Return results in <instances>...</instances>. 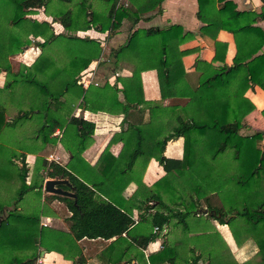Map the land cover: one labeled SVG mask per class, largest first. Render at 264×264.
I'll list each match as a JSON object with an SVG mask.
<instances>
[{
	"label": "trees",
	"instance_id": "16d2710c",
	"mask_svg": "<svg viewBox=\"0 0 264 264\" xmlns=\"http://www.w3.org/2000/svg\"><path fill=\"white\" fill-rule=\"evenodd\" d=\"M91 2L94 8H90ZM160 2L0 0V70L5 72L0 92L7 90L16 108L8 116L0 100V140L10 142L13 129L33 124L32 133L27 132L30 135L19 140L18 151H10L0 142V264H33L39 246L59 251L72 259V264H86L76 244L83 236H114L89 259V264L118 263L140 254L139 248L159 233L164 236L169 226L179 225L181 233H185L188 217L197 216L203 209L201 197L212 191L219 196L223 208L207 204L206 210L214 212L207 214L228 225L236 245L252 244V255L238 262L218 244L201 245L203 254L191 246L180 250L183 241L178 237L170 243L163 240L155 258L150 257L151 264H264V142L260 143L264 131L240 130L244 115L255 107L245 91L254 86L264 91V51L259 49L264 30L253 24L264 18V0L258 12L236 9L233 0H197L196 17L217 18L220 28L232 34L235 44L231 63L201 82L190 83L186 78L189 74L181 62L186 49L176 47L191 32L175 23L162 28L136 27L125 43L110 49L104 60L120 62L130 70L128 76H116L121 87L105 80L100 86L85 88L77 81L78 73L99 56L101 45L95 37L71 31L93 28L109 34L123 18L132 22L149 18L150 14H141L155 7L160 10ZM50 5L54 9L50 10ZM83 5L87 7L82 8ZM38 8L48 10L51 20L29 16ZM51 21H58L66 32H55ZM31 36L42 38L39 53L30 64L21 63L13 70L8 55L29 44ZM213 47V56L222 60L225 42L214 39ZM194 67L198 70L197 63ZM148 68L156 71L161 99L176 95L187 96V101L180 105L144 99L140 72ZM119 91L122 100L118 98ZM75 106L123 114L122 126L110 135L92 164L81 152L91 142L94 122L81 114L74 115ZM260 112L264 118V107ZM55 129L60 135L54 133ZM178 136L182 137L181 155H165L166 141ZM57 141L80 168L73 172L54 160L44 159L46 166L37 175V185L26 183L25 152H37ZM115 141L122 144L112 153L109 144ZM150 157L157 160L164 173L145 185L141 173ZM43 176L67 178L69 186H61L74 193L44 195L46 200L63 201L70 211L65 217L68 230L62 238L67 240V247L40 238L46 232L60 233L42 225L38 213L22 212L17 207L28 189L36 186L37 192L41 191ZM130 182L135 184L130 195L139 196L135 205L141 209L137 223L130 208L120 202V195ZM10 186L13 194L5 192ZM176 201L179 205L170 206ZM154 225L158 230H153ZM146 227L149 229L144 232ZM121 234L129 238L125 248L119 246L120 238H125ZM191 238L199 239V235ZM14 244L26 251L7 254L4 248ZM72 246L76 247L74 252H70ZM126 252L128 257L124 258Z\"/></svg>",
	"mask_w": 264,
	"mask_h": 264
},
{
	"label": "crops",
	"instance_id": "0c3cea01",
	"mask_svg": "<svg viewBox=\"0 0 264 264\" xmlns=\"http://www.w3.org/2000/svg\"><path fill=\"white\" fill-rule=\"evenodd\" d=\"M233 2L235 4L236 9L239 10L249 9L258 12L262 8L261 0H233ZM196 9L197 0H161L160 10L157 11L155 7L141 14L142 16L150 14L149 18H138L135 22H132L128 18H123L121 20L120 25L109 34H107V31H97L93 28L78 30L77 32H74L77 35H87L90 37H95L100 41L101 52L99 56L92 59L87 66L91 67L93 65H96L97 75H95V77L96 79H98L97 86L102 85V83L105 81V78H108L109 83H112L117 87H121V83L116 79V76L130 75V70L128 68L121 65L120 62H116L114 66H116L117 69L114 70L113 76H110L111 73H109V71H113V69L108 66L106 62L102 61H105L104 59L107 58V53L110 51L111 48L118 47L120 44L125 43L131 31L136 27L146 28L149 26H155L158 28H162L175 23L179 24L182 27L183 31L191 32L190 37L182 40L176 47V49H186V51L181 55V62L183 65V69L189 74L186 78H188V81L190 83H193V81H196L197 83L201 82L207 76L213 74L214 72L220 71L225 65L230 64L235 51V44L233 42L232 34L228 30L220 28V21L217 18L211 16H202L200 18L196 17ZM53 23L54 21H51L52 26ZM253 24L259 26L264 30V18L257 19ZM59 27V29L53 28V30L55 32H66V29L60 23ZM214 39H218L220 41L225 42V51L222 60L217 59L213 56ZM40 41H42V38L40 36H31V42L29 43V46L25 45L21 50L9 54L7 59L11 68L14 70L21 63L30 64V62L36 57V55L40 51L38 45ZM259 49L261 51H264V41ZM28 50H33L34 52V57L31 61L26 60V58H28ZM196 63L198 64V70H195L194 67ZM4 78L5 72L4 70H0V87L2 86ZM140 81L142 88V96L146 100H161V102L164 104L182 105L188 99L187 96L176 95L168 96L161 99L156 77V71L154 68L142 70L140 72ZM245 94L253 101L255 107L244 115L245 119H247V124L244 123L245 121L243 120V126L246 130L243 131V126L240 130L242 132H252L256 128L255 125H253L252 123L254 121L253 118H256V112H259V110L264 107V91L258 88L257 86H254V88L252 89H247L245 91ZM261 94H263V97H260ZM0 95V100L2 101V103H4L6 113H8V109H16L7 96V90H3L2 92H0ZM254 97L256 98V101L253 99ZM118 98L122 100V95L120 91L118 94ZM257 104L259 106H257ZM73 114H81L83 118L92 120L94 122L93 133L91 135V142L81 152V155L84 157V159L88 163L92 164L97 159L101 149L106 145L110 135L113 132L119 130L122 126L121 119L123 114L120 112H109L102 109L90 110L86 108H81L79 106L74 107ZM7 115L11 116L12 114L9 113ZM146 117L147 115L145 112L143 118L146 119ZM257 121L260 122L259 130L264 131L263 118H257ZM154 123L155 114L154 117H152L151 125L154 126ZM58 132L59 130L55 129L54 133L57 134ZM121 144V141L111 142L109 144L110 151L112 153H116L121 147ZM20 145L21 143H19V146ZM19 146L16 149L19 150ZM44 147L46 149L50 147V152L48 153V155L51 154L54 158L51 160H54L64 165L66 168L70 169L73 172L80 168V166L73 159L69 158L68 153L60 142L57 141L53 144H46V146ZM181 151V136L168 139L163 149V153L165 155L174 157H179L181 155ZM39 153L40 152H38L37 154L39 155ZM37 154L27 151L24 155V160L27 166L25 181L26 183L32 182L34 183V185H37L39 179V177L37 178V176H35L36 172L34 170L37 166V163H35L36 156H38ZM14 160L15 162L19 163L18 158H14ZM42 172L44 171L38 170L37 175H41ZM163 173L164 171L161 165L157 162V160L154 157H150L146 162L141 176L143 177V180H146L145 178H147L149 179V182H151L161 176ZM46 178H48V176H43L41 182L42 186L43 181ZM134 186L135 184L133 182H130L126 186V188L121 193L122 195H120V202H123V204H125V207L130 208L134 223H137L141 209L134 205L135 201L139 199L138 196L130 195ZM46 193L52 192L45 191L43 187H41L40 192H37V187L34 186V188L28 189L23 194V197L19 200L18 203L21 202L20 204L24 208L26 207L29 212L38 213L39 222L42 225H45L49 227V229H53L55 231L59 230L58 232L60 234L55 232L54 235H52L49 232H46L44 235L40 236V238L50 242V244L67 247V240L63 241L62 238L64 237L63 232L68 230L65 217L70 214V211L67 209L66 205L61 200H58L56 198L51 200L44 199V195ZM201 199L203 201V205H201L202 208H206L207 204H209L210 206L223 208L221 200L215 191L209 192L208 194L202 196ZM9 207L10 206H8V208ZM152 209H155V206ZM196 215L197 216L188 217V227L185 233H181L179 229V237L187 239V242H183L186 247L191 246L195 249L194 246L200 247L203 244L204 246L209 247L218 244L219 247H221V250H228L232 254L233 258L238 262L244 261L252 255L255 250V247L250 243H245L241 246L236 245L231 231L226 223L219 222L217 219H215V217L209 216L207 213H203L202 211H198ZM207 215L208 217H206ZM199 219H201L202 221L206 220L208 222V226L205 230L206 235L201 236V240L196 238L192 239V235L201 234V232L197 231V227L191 228L190 226L194 221H197ZM171 228H173V226H169L167 228L168 231L164 236L159 233L152 240L148 241L144 247L139 248L140 254L136 255L135 257L131 256L127 259L125 258L128 257V253L126 252V254L124 255L125 259H122L121 261L115 264H141L142 262L144 264H151L150 257L152 256L153 259L155 258V251L161 248V242H163L164 240L166 243H170L171 240L177 238L178 233L176 236H173ZM121 235L124 236V234ZM113 239L114 236L110 238L83 236L80 239L76 240V244L77 247L80 248L83 256L85 257L86 264H89V259H92V256L99 249H101ZM128 241V237H121L119 240L120 248H125L128 245ZM31 247L32 245L29 244L27 248L30 250ZM21 249L24 252L26 251L25 247H21L19 244H14L11 246L8 245L6 249L4 248L7 254H10L11 252H20ZM38 249L39 253L35 258L33 264H72V259L64 257L59 251L55 249L44 250L42 246H39ZM75 250L76 247L74 249V247L72 246L70 252H74ZM195 251L197 252L196 249ZM1 260L2 258L0 255V262ZM153 262H155V260Z\"/></svg>",
	"mask_w": 264,
	"mask_h": 264
},
{
	"label": "rangeland",
	"instance_id": "374dc122",
	"mask_svg": "<svg viewBox=\"0 0 264 264\" xmlns=\"http://www.w3.org/2000/svg\"><path fill=\"white\" fill-rule=\"evenodd\" d=\"M52 2V1H51ZM82 8H86L87 7V5H83V6H81ZM95 7V4L93 3V2H91V5H90V8H94ZM49 9L51 10V9H54V5H50L49 6ZM29 16H31V17H38V18H44V19H47V20H51V15H50V13H49V11L47 10V11H45V10H43V9H41V8H38V9H36V10H34V12H31V13H29ZM78 25H81V24H78ZM53 28L54 29H59L60 27H59V23H58V21H54V23H53ZM78 30H82V29H75L74 31H71V32H77ZM28 46H29V44H27ZM34 50H36V49H34ZM27 57L28 58H26V60L27 61H31L32 59H33V57H34V52H33V50H28V52H27ZM102 62H106V64L108 65V66H110L112 69H113V71H109V73H111L110 74V76H113V72H114V70H116L117 69V67L116 66H114L115 64H114V62L113 61H111V60H109V61H102ZM94 66V65H93ZM92 67V66H91ZM78 75H79V73H78ZM97 75V74H96ZM108 76H109V74H108ZM98 80V79H97ZM105 80L106 81H108V78H105ZM260 97H263V94H261L260 95ZM255 101H256V98L254 97L253 98ZM257 106H259L258 104H257ZM74 110V109H73ZM14 111H15V109H8V113L7 114H9V113H11V114H13L14 113ZM256 114H257V117L255 118H253V125H255V129L254 130H256V129H260V122H258L257 121V118H259L260 119V117H261V119L263 118V116L261 115V112H260V110H259V112H256ZM243 120L245 121L244 123H246L247 124V119H245V116L243 117ZM251 120H252V118H251ZM263 120H264V118H263ZM250 125H252V124H250ZM243 128H244V126H243ZM32 129H33V124L31 123V124H29V123H27L26 125H24V127H22V128H18V129H13L12 131L13 132H11L10 133V136H11V140H10V142H6L5 140H3V139H1L0 140V142L1 143H3L4 145H6L7 146V148L8 149H10V151H18V149H16L18 146H19V140L20 139H22V137L23 136H25V135H27V134H29V133H32L31 131H32ZM246 129L244 128L243 129V131H245ZM27 132H29V133H27ZM30 135V134H29ZM56 135H60V131L56 134ZM264 142V136H263V138L261 139V141H260V143H263ZM46 146V145H45ZM10 147V148H9ZM50 148V147H49ZM46 149L44 146L41 148V149H39L37 152H33V153H38V152H40V153H42V154H40L39 153V155L38 156H36V160H35V163H37L36 165V168L34 169L35 170V172H38V170H40V171H44V169H45V163L43 164V160L44 159H46V160H49L48 159V157H47V155H48V153L50 152V149ZM47 157V158H46ZM42 169V170H41ZM143 172V171H142ZM43 173V172H42ZM141 175H142V173H141ZM35 176H37V174L35 173ZM37 178H38V176H37ZM146 180H143V177L141 176V180H142V182L145 184V185H150L153 181H151V182H149V179H147V178H145ZM135 187V186H134ZM5 192H7V193H11L12 192V194H13V190H11V186L8 188V190L6 189L5 190ZM215 194V193H214ZM3 195V194H2ZM139 197V196H138ZM2 198V200H1V203H3V204H5V200L3 199V197H1ZM5 198V197H4ZM135 200V199H134ZM19 202V201H18ZM21 203V202H20ZM20 203H17V207H18V209L20 210V211H26V212H29V210H27V208L25 207H23ZM138 203V200H136L135 201V204L134 205H136ZM200 203H201V205H203V201H202V199H200ZM218 204H219V202H218ZM177 205H179L178 204V201H176V202H174L173 204H170V206H172V207H176ZM19 206H20V208H19ZM6 208V206L3 208V209H1V213L3 214L4 213V209ZM206 217H208V215L206 216ZM190 223V222H189ZM191 228H194V227H197V231H199V232H201V234L199 235V240H201L202 239V237L201 236H204V235H206L205 234V230H206V228H207V226H208V222L206 221V220H201V219H199V220H197V221H194L191 225ZM149 229V227H146V229H143V231L145 232L146 230H148ZM171 230H172V235L173 236H176L177 235V233H178V236H177V238L176 239H178V237H179V225H177V226H173V228H171ZM180 239H182V241L184 242V241H186L187 239H183V238H180ZM187 242V241H186ZM195 247V249L197 250V252H200V253H204L205 252V250H203V249H200V247H197V246H194ZM180 250H186V246L184 245V244H182V248L180 249Z\"/></svg>",
	"mask_w": 264,
	"mask_h": 264
},
{
	"label": "water",
	"instance_id": "95a60500",
	"mask_svg": "<svg viewBox=\"0 0 264 264\" xmlns=\"http://www.w3.org/2000/svg\"><path fill=\"white\" fill-rule=\"evenodd\" d=\"M62 184L69 186V182L67 178L54 176L44 179L42 187L47 192L58 193L67 196H74L73 191L63 188L61 186ZM201 211L203 213H214L211 210L210 211L206 210V208H203ZM215 215H218V213H215Z\"/></svg>",
	"mask_w": 264,
	"mask_h": 264
},
{
	"label": "built area",
	"instance_id": "2783aa9c",
	"mask_svg": "<svg viewBox=\"0 0 264 264\" xmlns=\"http://www.w3.org/2000/svg\"><path fill=\"white\" fill-rule=\"evenodd\" d=\"M97 73L96 65L92 67H87L79 72L77 77V81L83 86L87 87L90 84L97 85L98 80L96 79L95 75ZM57 132V131H56ZM49 160L54 159L51 154L48 155ZM153 230H158V227L154 225Z\"/></svg>",
	"mask_w": 264,
	"mask_h": 264
}]
</instances>
